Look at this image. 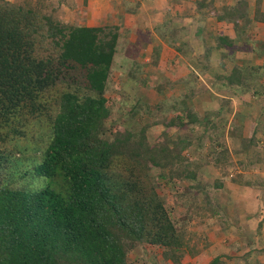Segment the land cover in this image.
Masks as SVG:
<instances>
[{"label":"trees","instance_id":"obj_1","mask_svg":"<svg viewBox=\"0 0 264 264\" xmlns=\"http://www.w3.org/2000/svg\"><path fill=\"white\" fill-rule=\"evenodd\" d=\"M27 4L0 6V264H128V253L138 244L160 247L165 258L182 264L186 248L198 250L186 244L151 171L160 169L170 183L190 181L196 190L191 197L199 192L207 197L206 186L194 182L200 173L210 171L211 153H205L203 135L196 130V124L209 116L200 119L185 107L188 121L169 119L167 114L156 118L163 132L154 143L146 134L148 125L139 126L138 121L140 129L129 125L113 131L106 93L114 68L121 65L148 90L162 93V83H154L155 75L135 57L132 65L127 62L121 25H68L55 15L58 9L44 14L32 0ZM195 4L200 12L205 8L219 15L214 0ZM247 7V0H239L218 18L236 22L238 36L248 35ZM257 15L264 18L260 12ZM241 20L248 23L241 25ZM48 40L52 45L38 44ZM236 41L221 36L215 43L233 48ZM74 70L83 71L82 83L61 78ZM237 78L231 73L226 81L241 85ZM60 80L65 85L58 86ZM115 85L120 105L132 107V115L144 107L153 112L143 96L131 101L129 87L139 89L134 84L123 81L120 89ZM29 116L48 125L44 146L43 140L40 144L23 137ZM184 129L193 135L180 136ZM195 138L197 154L189 152ZM251 144L243 140V151L248 152ZM124 146L130 150L127 154ZM210 148L224 151L223 157L212 158L222 169L228 151L221 140ZM257 154L254 160L264 161ZM28 173L38 181L36 187L13 185ZM216 185L222 188L224 183L217 180ZM182 193L190 194L188 189ZM210 264L222 262L216 257Z\"/></svg>","mask_w":264,"mask_h":264},{"label":"crops","instance_id":"obj_2","mask_svg":"<svg viewBox=\"0 0 264 264\" xmlns=\"http://www.w3.org/2000/svg\"><path fill=\"white\" fill-rule=\"evenodd\" d=\"M78 1L82 12L90 16L86 25H121L122 36L130 47L126 54L130 58L127 62L132 65L131 61L136 60L144 70H151L155 74L158 80L154 83H162V93L152 90L155 88L148 93V89L140 85L144 95L139 97L144 96L145 102L149 104L151 95H156L153 97L156 105L164 104L172 109L169 111V119L175 117L188 121L185 116L188 110H184L185 107L192 109L200 119L209 116L203 124H196L197 135H203L204 150H210L207 154L211 153L212 157L216 152H221L220 148H209L221 140L228 153L235 151V156L243 154L244 158L251 157L255 167L264 169V161L254 160L256 151L258 157L264 158V18L257 15L258 12L264 14V0H247L246 10L251 26L246 29L248 35L245 36H238L234 24L236 22L218 18L224 16L226 7H233L239 0H214L219 15L209 14L205 8L203 13L200 12L195 0H186L184 8L183 0ZM246 23L244 20L239 21L241 25ZM221 36L237 40L234 47H217L215 42ZM193 37H201V40H194ZM133 45L136 55L132 52ZM231 73L238 75L237 80L241 85L238 82L228 85L226 79ZM238 89L241 91H236ZM257 99L260 107L255 104ZM189 132L193 135L192 130L189 129ZM243 140L251 144L249 155L243 151ZM198 143L195 138V147ZM220 167L224 165L221 163ZM238 169L237 173L242 174L239 166ZM256 179L261 183L259 186L264 187V175L256 174ZM242 180V175L236 179L240 182ZM223 183L224 186L233 185L231 181L225 180ZM252 190H247L246 195H250ZM256 215L257 223L250 224L246 217L242 222L245 231H240L249 234L251 248L257 247L254 243L258 242V232H264V224L261 223L264 222V211ZM240 216L236 214L237 220H240ZM157 249L160 254L157 260L150 259L152 264H174L171 259L164 257L161 248ZM186 250L182 264H210L216 257L225 264L220 256L211 258L207 254L205 258L199 251ZM249 260L245 264H253ZM251 260L255 264H263L264 261L257 258Z\"/></svg>","mask_w":264,"mask_h":264},{"label":"rangeland","instance_id":"obj_3","mask_svg":"<svg viewBox=\"0 0 264 264\" xmlns=\"http://www.w3.org/2000/svg\"><path fill=\"white\" fill-rule=\"evenodd\" d=\"M29 1L30 0H0V6H2L3 4L12 5V3H14L22 4L26 7ZM32 1L36 4L37 9L43 11L44 14H50L52 13L53 9H58V12H56L55 15L59 16V19L68 25H86L88 24V20L90 19V16H88L87 13L82 12V10L80 9L78 0ZM185 2L186 0H183L182 2L183 8L186 5ZM190 35L194 34L190 33ZM193 39L201 40V37H193ZM48 42L49 40L45 43L38 44L41 47L52 45ZM133 47L134 49L132 50V52L134 51V54L136 55L135 46L133 45ZM128 48L130 47L126 46L124 48L126 51V53L123 54L124 56L129 53ZM120 57L121 56H118V60L121 59ZM127 58L130 59L129 56H127ZM82 73V70H74L69 75H62L61 78L69 80L75 79L79 80L80 83H82ZM127 73V69H124L121 65H119L116 69H113L112 74L110 75L111 78L109 80V89L106 93L107 98L110 100L108 106L111 110L108 124L111 125L113 131L116 127H129V125H131L130 127H135L137 121L139 123V126L148 125L146 134L149 137L151 143H154L156 138L163 132L162 126L159 124V121L156 120V118L162 117L165 114L171 116L169 111H171L172 109L169 106H163L164 104L156 105L155 101H153V97L156 95L152 94L150 97L151 103L147 105V108H151L150 110H152L153 112L150 113L149 111H147L146 107H144L136 115H132V112L134 111L132 107L120 105L119 98L121 97V93L120 91L116 92L115 85L117 84V88L120 89L122 88L123 81H126L131 86L132 84H134V86L132 87L139 88L140 84L130 78ZM151 74L153 76L155 75L152 71ZM63 84L65 85L63 80H60L57 83L58 86ZM126 87L127 86L125 84V88ZM129 88L131 89L129 91L132 92L130 93L132 94L131 98L133 99L131 101L135 103L137 98L143 94V91L140 90V88ZM152 90L154 91V89ZM51 91H55V89ZM147 92L149 93V90H147ZM51 95H53V93H51ZM51 95L50 104L52 105L55 103V101H53ZM255 102V104L259 106V104H257L258 99L255 100ZM154 114H156V116ZM132 117L134 118L132 119ZM25 120H27L26 117ZM28 121V125L22 128V131L25 132L23 134V137L26 139V141L34 143H40V140H43L45 141L43 144L44 146L46 144L48 136V125H46L43 121L41 122L39 119L31 118V116L28 117ZM138 129H140V127H138ZM109 131L112 134L111 130ZM142 131L143 129L141 130V132ZM180 136L190 138L189 129L182 130ZM136 140H138V138ZM232 144L233 143H231V145ZM231 145L229 146V148L231 147ZM124 147V152L126 154L130 152V150L126 146ZM225 150L228 149L225 147ZM197 151L198 150L195 147L193 140V147L191 148V152H189L197 154ZM207 151L210 150L205 149V153ZM223 152H216V154H213L212 157H209L207 159L208 165H210V169L208 170L210 171L208 173H200L198 175V179H196V181L194 182L197 183V181L199 180V183L201 182L206 186L208 193L207 197L203 192H199L197 194V197L195 198L191 197V193H193V195H196V190L194 188L192 189L190 181H186L181 184H175V182L170 183L165 180V178L161 177V173L163 171L156 168L151 172L154 176L156 175L155 177L159 181L157 183V192L162 198L166 209L170 212L171 218L175 222L179 232L182 233L184 238L192 245V249L198 250L201 254H203L205 258L207 254L208 257L211 258L220 256L225 261V264H233L235 261H237V263L235 262V264H245V261H248L250 258H257V260L259 259V261H262L264 260V232L258 233V242L254 243V245H256L257 247L251 248L250 242L248 240L249 234L242 233L240 231L241 229L245 231L242 222L245 221L246 217H248V221L250 222V224H256V214L264 211V192H261L264 187L259 186L261 183H259L256 179V174L264 175V169L259 170L258 167H255V162L252 163L253 159H251V157L244 158L243 154H241L240 157L235 156V151H233L232 154L228 153V159L225 160L222 158L221 163L224 165V167L222 169H219L212 158L216 159L218 155H222L223 157ZM244 153L249 155L248 152ZM235 157H237V159H235ZM238 166L243 171L242 174H240V172L237 173V171L240 170L238 169ZM121 168L122 170L124 169L123 166H121ZM164 171L166 174H168L170 172V168L168 167ZM239 175H242V182L236 181ZM222 179L224 180L222 181ZM217 180H220L222 182H225V180L231 181L233 185H227L220 188L216 185ZM247 180L251 182V184H247ZM13 185L18 188H34L38 185V181L34 180V178H32V175L28 173L27 175H25V179L20 180ZM187 189L190 194H183L182 192L186 191ZM249 189L253 190L250 195H246V191ZM245 196L249 197L247 198ZM236 214L239 216L241 215L239 218L240 220H237ZM262 224H264V222ZM152 247L154 246H149L148 244H138L136 247L130 249L128 253V264H152V261L150 259L157 260L158 255L160 254V252H158L159 250L157 249L160 247H154L155 249L151 250L150 248ZM258 247H260L263 251H257L259 250ZM243 258H245V260H243ZM251 259L249 261L255 264V259ZM238 261L243 262L238 263ZM262 263L264 264V261H262Z\"/></svg>","mask_w":264,"mask_h":264}]
</instances>
